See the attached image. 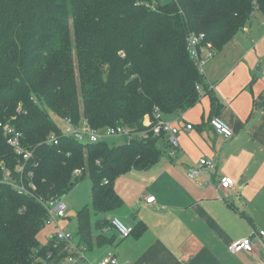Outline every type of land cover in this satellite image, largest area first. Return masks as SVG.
Instances as JSON below:
<instances>
[{
  "label": "trees",
  "instance_id": "obj_1",
  "mask_svg": "<svg viewBox=\"0 0 264 264\" xmlns=\"http://www.w3.org/2000/svg\"><path fill=\"white\" fill-rule=\"evenodd\" d=\"M255 11L264 16V0H0V163L28 190L0 185V264H50L68 243L38 241L44 203L88 179L93 214L115 211L121 206L116 178L149 169L166 139L162 133L81 145L59 136L50 114L93 129L138 131L155 110L163 119L187 112L199 100L196 86L207 90L187 52L189 34H204L203 44L219 52ZM4 125L21 134L20 145L31 154L19 174ZM53 135L60 137L57 145L47 143ZM76 221L78 245L90 250L114 241L99 234L110 223L92 224L88 208Z\"/></svg>",
  "mask_w": 264,
  "mask_h": 264
},
{
  "label": "crops",
  "instance_id": "obj_2",
  "mask_svg": "<svg viewBox=\"0 0 264 264\" xmlns=\"http://www.w3.org/2000/svg\"><path fill=\"white\" fill-rule=\"evenodd\" d=\"M202 70L207 90L200 88L195 106L164 117L178 128L175 155L167 139L160 141V159L147 170L121 175L127 186L114 182L121 206L98 219L116 218L138 226L139 233L121 240L109 224L99 234L107 237L112 230L111 244L94 251L71 242L50 264H98L107 253L118 264H264V236L252 235L264 233V16L255 11ZM213 117L231 128V138L210 128ZM188 124L191 130H185ZM202 158L215 163L213 180H233L228 191L186 178V169ZM149 197H154L151 204L145 202ZM246 238L252 252L227 251ZM80 254L77 262L69 261Z\"/></svg>",
  "mask_w": 264,
  "mask_h": 264
},
{
  "label": "built area",
  "instance_id": "obj_3",
  "mask_svg": "<svg viewBox=\"0 0 264 264\" xmlns=\"http://www.w3.org/2000/svg\"><path fill=\"white\" fill-rule=\"evenodd\" d=\"M204 34L191 33L187 39V52L189 58L196 64L199 72L203 74V66L205 63L213 56V50L210 49L208 44H203ZM196 90H200L196 86ZM63 122L62 128H59L60 135L62 138L71 139L81 145L97 144L102 142H107V140L114 139L119 142V144H124L133 139L146 140L149 136L152 138L160 137L163 133L167 139V142L171 148V156H174L179 148L178 141L176 140V135L178 134V128L175 127L171 122L166 121L162 118L159 112L156 110L153 112L152 116H145L142 122L143 130L135 131L129 127L116 125L113 127H104L100 129H93L86 121L73 123L68 118H60ZM210 128L219 136L224 139H229L233 136V132L229 126L223 123L219 118L213 117L209 120ZM4 137L6 139V144L13 150L16 157L18 158V163L14 167L15 174H19L24 170L26 161L31 157L30 152H26L22 149L20 145L21 134L15 131L9 125H4L3 127ZM192 126L190 124L185 126V130H191ZM60 137L51 136L48 138L47 143L51 145H57L58 139ZM215 163L210 159H199L190 168L186 169V178L193 184L201 187H214L217 192H226L233 185L234 182L231 178L227 176H220L215 178ZM75 175L78 174L77 171L74 172ZM213 175V176H212ZM31 173L28 174L30 178ZM8 185L16 190L19 194L28 193V190L23 183L22 179L17 183L13 177V173L10 169L6 168L4 164L0 163V185ZM28 186L34 190L33 184L29 181ZM154 201V197H149L145 200L147 204H151ZM44 207L47 212V218L45 220V226H55L57 228L56 232L52 237L59 241H63L71 244L73 238L72 234L65 233L64 230L59 228L58 219L65 217L67 207L60 200H52L50 202L44 203ZM110 225L116 232L119 239L123 240L128 238L133 229L124 225L121 221L113 218L110 221ZM252 235L260 237L264 236L263 232L252 233ZM51 237V238H52ZM253 250L252 241L250 238L239 240L237 242L231 243L227 246V251L231 254H236L239 252L250 253ZM81 258V254L78 257L70 258L71 263L77 262ZM98 264H118L116 256L111 253L104 255Z\"/></svg>",
  "mask_w": 264,
  "mask_h": 264
},
{
  "label": "rangeland",
  "instance_id": "obj_4",
  "mask_svg": "<svg viewBox=\"0 0 264 264\" xmlns=\"http://www.w3.org/2000/svg\"><path fill=\"white\" fill-rule=\"evenodd\" d=\"M172 0H155V2L158 5L168 4ZM51 120L54 122V124L58 128H62L63 122L59 117H56L52 114H50ZM108 145H118L119 142L114 139L107 140L106 142ZM116 184L120 187H126L127 182L125 179H123L122 176H119L115 180ZM90 191H91V184L88 179H84L81 181L78 185H76L74 188H72L65 197H63L61 200L67 207V211L65 213V217L62 219H58L59 228L61 230H64L65 233L74 234L76 232L77 228V221H76V215L79 211H81L84 208H88L90 212V220L91 223L94 224L96 220L101 218V216L94 215L90 208ZM56 228L54 226H45L43 230L40 231V233L37 236V239L40 243L44 244L48 238V236L54 232ZM113 231L110 230V232H107V238H110L113 236ZM77 239L74 237L72 240V243H76ZM104 247L101 248H95L94 251H100Z\"/></svg>",
  "mask_w": 264,
  "mask_h": 264
}]
</instances>
